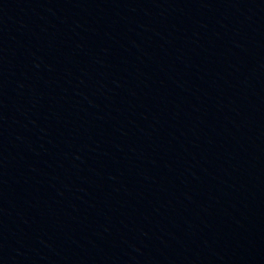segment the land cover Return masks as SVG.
I'll list each match as a JSON object with an SVG mask.
<instances>
[{
	"label": "water",
	"instance_id": "1",
	"mask_svg": "<svg viewBox=\"0 0 264 264\" xmlns=\"http://www.w3.org/2000/svg\"><path fill=\"white\" fill-rule=\"evenodd\" d=\"M0 264H264V0H0Z\"/></svg>",
	"mask_w": 264,
	"mask_h": 264
}]
</instances>
